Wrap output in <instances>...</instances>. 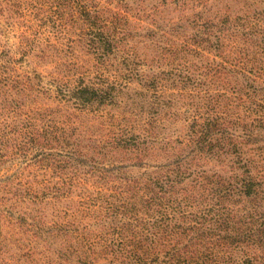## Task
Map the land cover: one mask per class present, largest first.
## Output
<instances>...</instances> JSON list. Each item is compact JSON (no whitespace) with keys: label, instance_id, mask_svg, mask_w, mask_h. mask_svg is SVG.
Here are the masks:
<instances>
[{"label":"rangeland","instance_id":"obj_1","mask_svg":"<svg viewBox=\"0 0 264 264\" xmlns=\"http://www.w3.org/2000/svg\"><path fill=\"white\" fill-rule=\"evenodd\" d=\"M249 171L264 0H0V264H120L212 205L177 199L199 174Z\"/></svg>","mask_w":264,"mask_h":264},{"label":"trees","instance_id":"obj_2","mask_svg":"<svg viewBox=\"0 0 264 264\" xmlns=\"http://www.w3.org/2000/svg\"><path fill=\"white\" fill-rule=\"evenodd\" d=\"M247 174L243 178L199 174L196 182L182 187L177 199L185 203L198 201L200 205L196 206L202 207L205 196L198 189H203L214 200L212 205L199 208L190 221L181 213L180 220L167 222L162 233H150L156 238H149L144 231H133L119 263L264 264V179L256 178L252 171ZM174 179L176 176L169 172L166 179L145 183V188L155 191L151 185H158L162 192L157 196L164 197L165 191L173 190Z\"/></svg>","mask_w":264,"mask_h":264}]
</instances>
